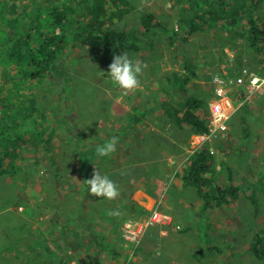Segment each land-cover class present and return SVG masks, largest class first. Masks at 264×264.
I'll return each mask as SVG.
<instances>
[{
  "label": "rangeland",
  "instance_id": "1",
  "mask_svg": "<svg viewBox=\"0 0 264 264\" xmlns=\"http://www.w3.org/2000/svg\"><path fill=\"white\" fill-rule=\"evenodd\" d=\"M145 1L132 0L142 5L132 13L131 21L118 22L115 27L139 34L136 29H140L142 15L150 10L143 6ZM173 2L164 1L161 17L170 31L178 24ZM229 31L210 28L186 38L188 42L177 39L175 45H171L170 35L160 36L154 49L142 46V58L139 53L127 52L130 59L143 65L141 88L127 96L107 75L113 59L103 49L78 42L67 45L56 70L35 91L37 111L46 115L56 131L48 144L49 151L35 142L26 152L30 165L24 173L0 176V264H42L43 260L58 264L50 241L38 246L33 243L42 241V235L54 236L55 229L66 223L81 233L80 243L73 249L66 253L55 251L68 264H115L108 250L94 247L91 237L95 234L105 235L125 252L127 260L123 264H138L146 232L133 257H129L120 228L126 219L143 220L154 211L163 213L164 208H170L179 225H174L175 234L186 239L184 253L197 254V258L191 257L192 264H264L249 251L251 237L264 224V91L252 94L234 110L225 133L203 143L215 156L218 178L227 182L230 176L244 191L230 207L209 210L200 217V199L194 188L183 187L173 179L186 154L191 153L193 135L149 113L151 104L160 96L175 106L195 95L207 98L209 103L214 97L213 77L220 75L209 68L212 62L218 63L212 52L222 65L231 67L233 74L227 75L229 78L243 67L264 76L263 66L246 41ZM175 73L190 75V82L179 85L173 81ZM205 82L212 83V91ZM177 89L181 92L177 93ZM231 100L237 107L235 92ZM139 113H144L141 122L127 129L130 117ZM113 136L119 138L117 151L111 157H96L90 166L74 149L81 143L102 145ZM186 144L187 149L180 151ZM94 168L116 183L118 198L109 201L90 195L84 181L92 178ZM252 194L255 205L249 199ZM130 200L152 213L128 215ZM205 244L218 247L222 253H206L202 249Z\"/></svg>",
  "mask_w": 264,
  "mask_h": 264
},
{
  "label": "trees",
  "instance_id": "2",
  "mask_svg": "<svg viewBox=\"0 0 264 264\" xmlns=\"http://www.w3.org/2000/svg\"><path fill=\"white\" fill-rule=\"evenodd\" d=\"M186 1L180 0L183 13L177 15L183 31L168 30L153 13L146 12L137 34L115 27L131 10L128 0H0V176L15 177L24 173L30 165L26 152L35 142L49 151L48 144L56 131L49 125L46 115L37 111L35 91L56 70L57 62L71 42L101 48L110 59L130 51L139 53L142 58L145 55L142 46L154 49L160 36L170 35V43L175 45L182 33L218 27L245 40L264 68V0ZM186 27H190L189 31H185ZM191 73L195 76L194 71ZM173 75V81L177 80L179 85L190 82L188 74ZM207 105L208 99L197 95L186 97L179 107L159 97L151 104L149 113L163 117L178 130H188V136L201 135L208 132ZM143 116L144 113L131 116L125 127L140 123ZM96 148L94 143L74 145L88 166L97 157ZM173 179L183 187L194 188L200 199L197 217L209 210L230 207L244 191L230 176L227 182L218 178L215 156L208 145L188 152ZM249 199L252 205L256 204L254 194ZM127 210L128 215L136 213L135 217L152 213L132 200ZM104 212L108 213V209ZM108 223L110 225V220ZM54 234L51 237L42 235V241L33 245L50 241L58 264H68L67 259L55 251L66 253L73 249L80 243L81 233L73 231L66 223L59 225ZM91 238L97 250L110 252L115 264L126 262L125 252L118 250L105 235L95 234ZM202 247L212 255L222 253L216 246L205 244ZM249 251L256 259L264 260V224L251 237ZM194 257L197 258V254ZM42 264L47 263L43 260Z\"/></svg>",
  "mask_w": 264,
  "mask_h": 264
},
{
  "label": "built area",
  "instance_id": "3",
  "mask_svg": "<svg viewBox=\"0 0 264 264\" xmlns=\"http://www.w3.org/2000/svg\"><path fill=\"white\" fill-rule=\"evenodd\" d=\"M225 52L228 54V50ZM213 83L214 97L208 103V113L210 114L208 132L192 136L195 141L191 142V153L202 146L206 140L214 139L225 133L234 110L245 103L252 94L264 91V76H258L246 67L241 68L239 73L232 78L225 74L215 75ZM232 92L237 94V107H234L231 100ZM162 217H164L162 213L154 211L149 218L126 219L123 222L120 228V237L129 250V257H133L135 254L147 229L159 222Z\"/></svg>",
  "mask_w": 264,
  "mask_h": 264
},
{
  "label": "crops",
  "instance_id": "4",
  "mask_svg": "<svg viewBox=\"0 0 264 264\" xmlns=\"http://www.w3.org/2000/svg\"><path fill=\"white\" fill-rule=\"evenodd\" d=\"M128 1L130 3L131 10H130L129 14H127L126 18L120 22L131 21L132 13L135 10H137L136 9L137 7L142 5V3L134 4V3H132V0H128ZM164 1L165 0H146L143 3V6L147 9H150L148 12L153 13L161 21L162 14H163V12H165V10L163 8ZM179 2H180V0H174V2L172 3V5H174L175 9H176V15L183 13V7H181V5H179ZM147 9H146V11H147ZM187 14L190 15L191 14L190 11H188ZM176 19H178L177 16H176ZM140 23H141V21H140ZM163 25L166 27L165 23H163ZM140 26H141V24H140ZM176 26H177L176 28H175V26H173V30L174 29H180L181 31H183V28H184L183 25L179 26L178 24H176ZM210 28H207L205 30H199L195 33H190V34H186V32L182 33L183 36L180 39L186 40V38L191 37L192 35H196L198 33L204 32L206 30H209ZM189 29H190V27H186L185 31H189ZM136 31H140V29H136ZM215 40H217L216 42L219 43L218 38H215ZM186 41L188 42V41H190V39H187ZM225 50H227V49H225ZM197 52L198 53L201 52V49L197 48ZM212 55L215 56V58L217 59L219 64L218 63L214 64V62H212L211 64H213V67L209 66V68L215 69L217 71L216 74H222V75L225 74V75H229V76L233 74L231 67L228 64H226V67L224 66L225 64L222 65L223 62L219 61V58H218V56H216L215 52H212ZM207 56L211 57L209 55H207ZM191 62H193V61L191 60ZM243 63H244V61H243ZM218 72H221V73H218ZM205 84H210V82L209 83L205 82ZM210 86H211L210 89L212 91V83L210 84ZM179 87H181V86H179ZM161 88H162L161 90H163V87H161ZM176 92L180 93L181 91L179 89H177ZM177 106H179V105H177ZM160 172H162V171L160 170ZM137 192L144 195L142 190H137ZM133 198H135V195L133 196ZM143 203L147 204V202H143ZM153 206H154V204H152L150 209H152ZM164 211L165 212L162 213L164 217H162V219H160L159 222H157L153 226H151L146 231V233L144 235L142 246L140 248L141 252L139 253V255L137 257L139 259L138 264H143V263L144 264H192L191 257L193 256V258H194V254L191 255L188 253H184V251H183L186 239L181 237L178 234H175L174 225H176L177 222L175 220V217L173 216V213L171 212L170 208H164ZM178 223H180V221H178ZM178 226L179 225L177 224V227Z\"/></svg>",
  "mask_w": 264,
  "mask_h": 264
},
{
  "label": "clouds",
  "instance_id": "5",
  "mask_svg": "<svg viewBox=\"0 0 264 264\" xmlns=\"http://www.w3.org/2000/svg\"><path fill=\"white\" fill-rule=\"evenodd\" d=\"M101 74H105L101 72ZM143 74V65L140 61H133L127 52L113 57L109 65L107 75L111 81L119 87L122 94L127 96L135 93L141 88L139 77ZM119 143L118 137H111L107 142L98 145L95 153L98 158L111 157L117 151ZM91 196L104 198L109 201L115 200L120 195V190L116 183L107 175H102L94 168L92 178L84 181ZM112 214V213H110Z\"/></svg>",
  "mask_w": 264,
  "mask_h": 264
}]
</instances>
